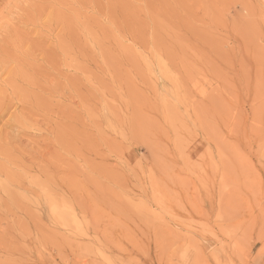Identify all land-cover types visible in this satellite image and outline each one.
I'll return each mask as SVG.
<instances>
[{
  "label": "rangeland",
  "instance_id": "rangeland-1",
  "mask_svg": "<svg viewBox=\"0 0 264 264\" xmlns=\"http://www.w3.org/2000/svg\"><path fill=\"white\" fill-rule=\"evenodd\" d=\"M0 264H264V0H0Z\"/></svg>",
  "mask_w": 264,
  "mask_h": 264
}]
</instances>
